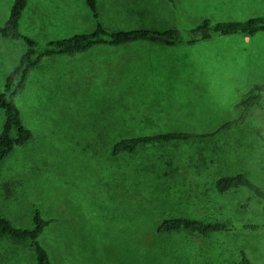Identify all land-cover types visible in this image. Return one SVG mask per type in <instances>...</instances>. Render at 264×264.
Segmentation results:
<instances>
[{
  "label": "rangeland",
  "instance_id": "rangeland-1",
  "mask_svg": "<svg viewBox=\"0 0 264 264\" xmlns=\"http://www.w3.org/2000/svg\"><path fill=\"white\" fill-rule=\"evenodd\" d=\"M13 1L0 0V25L7 21ZM128 1L98 0L100 20L106 28H136L138 21L127 18V12L137 6L136 1ZM160 1L154 3L170 6L166 0ZM44 3L46 8L52 3L56 6L48 19L54 24L71 0H44ZM79 4L83 10L88 8L85 0H79ZM177 5V13L170 6L176 17L175 27L179 24L185 29L205 17L214 21L245 20L264 14V0H177ZM81 11L78 10L80 16L85 14ZM22 20L23 16L21 32L39 43L64 38L48 30V38H54L45 40L46 36H41L32 21L27 32ZM93 20L94 25L89 26L94 31L98 21L95 17ZM36 21L39 24V18ZM13 40L16 45L6 44V48L13 46L16 53L21 49L23 53L26 44ZM191 48L196 55L188 62L178 57L179 63L162 77L160 84L133 83V80L123 83L115 59L108 54L112 59L107 62L109 70L102 62L106 55L95 48L74 56L45 58L32 74L19 103L32 126L35 141L16 150L2 164L0 215L17 225L30 226L34 207L38 205L46 219L55 218L41 237L53 264H238L241 249L257 264H264V226L257 231L210 236L184 230L156 233L161 219L171 215L229 223H264V201L246 189L234 192L238 204L229 210L221 208L213 213L201 208L194 210L188 201L191 198L188 192L196 190L193 185L200 182L192 165L196 161L202 164V156L218 151L222 153L220 162L205 174L213 170L217 178L245 172L264 189V105L251 110L250 122L237 129V133L225 130L217 137L208 135L239 115L236 103L252 83H264V32L253 36H220ZM93 56L98 58L89 63ZM4 79H0V90ZM3 119L4 112L0 109V131ZM175 130L202 134L189 143L153 146L170 150L177 163L183 164L174 178H183L187 187L181 188L179 196L165 188L153 189L149 205L154 212L149 215H137L135 204L120 198L124 196V187L112 186L106 177L88 172L92 165L110 163L111 146L120 138ZM81 144L93 147L96 144L100 152L88 158L83 155L87 152L82 151ZM190 146H196L197 150L192 159L177 154ZM148 149L151 148L145 146L142 150ZM73 152L79 159L72 166H80V171H72L75 173L72 176L67 166L60 165L56 170L48 163L54 159L58 164H70ZM131 188L136 190L135 185ZM248 197L249 206L240 207ZM121 200L123 205L119 206ZM141 200L145 201L144 197ZM135 201L134 194L132 202ZM0 264L36 263L28 243L0 236Z\"/></svg>",
  "mask_w": 264,
  "mask_h": 264
},
{
  "label": "trees",
  "instance_id": "trees-1",
  "mask_svg": "<svg viewBox=\"0 0 264 264\" xmlns=\"http://www.w3.org/2000/svg\"><path fill=\"white\" fill-rule=\"evenodd\" d=\"M85 1L98 21L96 29L90 33L76 34L47 43H39L20 30V21L28 0H14L7 21L0 25V38L22 40L26 44V49L16 65L6 75L3 88L0 90V109L4 112L0 131V169L2 164L16 150L26 148L35 141L32 126L25 119L19 102H21L24 93L28 90L32 74L41 66L45 58L55 55L74 56L98 45L118 46L137 40H148L162 45L179 43L195 45L220 36L238 34L253 36L259 32H264V14L245 20L214 21L210 17H205L199 23L187 29L182 28L178 24L177 27L166 30L149 28L109 30L100 20L98 0ZM166 1L176 13L179 11L177 0ZM263 105L264 83H252L245 95L236 103L239 115L227 120L217 130L208 135L217 137L225 130L230 132L234 130L236 132L237 129L245 127L250 122L251 110ZM63 127L64 129L68 128L64 123ZM201 136L202 134L197 132L175 130L123 137L112 144L108 157L110 158V163L92 165L88 172L94 176L106 177L104 179L112 186L119 184L124 187V196L122 197L121 195L120 198L124 199L128 204H135V213L137 215H149L154 212V208L149 205V203H152L151 194L154 191L153 189L162 190L165 188L179 196L181 188L187 187L183 178L176 180L174 178V174L181 169L183 164L177 163L178 160H176V157H172L173 152L170 150L156 149L153 146L172 142L189 143L190 140ZM233 137L235 139V134H233ZM145 146H149L151 149L142 150ZM196 146L185 147L186 151L184 153L183 151H177V154L186 155L192 159L191 157L197 154ZM191 147H194V149ZM81 149L83 152H87L83 155L88 158H93L96 153L100 152L96 144H94V147L92 144H81ZM221 154L218 151L212 155L202 156L201 158L204 157L203 161L201 160L202 164L196 161L192 165L200 182L193 185V188H197L196 190L193 189V192H188L189 197H191L188 200L190 206L193 205L192 208L194 210L201 208L209 213L221 208L229 210V208L231 209L238 204L233 195L239 189L251 191L253 197L264 201V189L256 184L245 172L225 174L217 178H214L215 172L213 170L208 175L205 174L208 168L220 162L219 157H221ZM74 155L72 154L74 159L70 164L60 162L58 164L54 162V159L49 160L48 163L56 170L61 168L60 165L67 166L72 176L75 174L72 171H80V166L79 168L72 166L73 163H78L79 159L77 154L74 153ZM85 171L87 172V168ZM128 181H132V184ZM133 185L136 186V190L131 188ZM134 194L136 195V201L133 203ZM138 196L144 197L145 201H142L141 198L137 199ZM181 197L183 198L184 194ZM122 200L119 202V206L123 205ZM249 204L250 197L241 203L240 207L246 208ZM54 221H56L55 218L46 219L41 208L35 205L30 226L17 225L9 218L0 215V236L8 237L17 242L28 243L33 250L36 264H53L51 254L42 243L41 237L46 228ZM263 226L264 223L250 221L229 223L218 219L171 215L161 219L157 225L156 233L168 234L184 230L202 236H210L239 230L257 231ZM238 264L257 263L251 259L245 249H241L239 251Z\"/></svg>",
  "mask_w": 264,
  "mask_h": 264
},
{
  "label": "crops",
  "instance_id": "crops-1",
  "mask_svg": "<svg viewBox=\"0 0 264 264\" xmlns=\"http://www.w3.org/2000/svg\"><path fill=\"white\" fill-rule=\"evenodd\" d=\"M133 1H136L135 5L137 6L127 12L129 13L127 18L138 21V25L135 26L136 28L166 30L175 27L176 17L170 6L166 4L163 6H161V4L157 6V3H154V0ZM128 2L131 3L130 0ZM140 2L144 3V5H141ZM160 3L162 2L160 1ZM86 5L87 3L85 6ZM86 7H88V5ZM78 10L84 11L85 14L80 16ZM54 11H56L54 3H52L50 8H46L44 0H28L23 12L24 14L22 15L23 26L28 27V32L32 21V25L37 28L41 36H46L45 40L54 38H48V30L51 31L52 34L64 38L69 37L70 35L73 36L79 33L83 34L84 32L89 33L93 31V27H91L95 23V20H93V12L91 16V9L89 7L85 10L81 9L79 0H71V4H69L65 10L60 12V19H57L56 22L52 24L48 19H51ZM36 18H39V24L37 23ZM89 27H91L92 31H89ZM81 28L83 29L80 30ZM136 28H128L124 30ZM16 43V40L10 38H0V79H4L8 74L7 71L19 61L23 49L16 53L13 46L9 48H6L5 46L6 44L16 45ZM199 43L195 45H187L184 43L162 45L148 40H137L118 46L98 45L94 48L96 49V52H103V54L106 55L103 57L106 59L105 62L101 61L106 64L108 68L110 66L107 62H111L112 59H115L114 62L116 63V66L119 67V72L124 78L123 83L133 80V83L141 82L142 84H160L163 80L162 77L168 74L174 66H177V63H179L177 62L178 57L182 59V62H188L196 55V52L191 47H196ZM108 54L111 55L112 59H110ZM169 54H171V57ZM175 54H177L176 57ZM211 57L212 54L209 58H205V60L208 61ZM96 58L98 57H90L88 62L90 63ZM110 69L111 68H109V70Z\"/></svg>",
  "mask_w": 264,
  "mask_h": 264
}]
</instances>
